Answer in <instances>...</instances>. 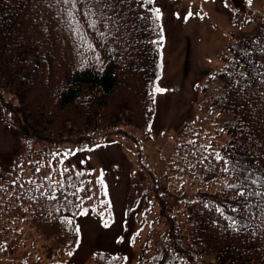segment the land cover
<instances>
[{
	"label": "trees",
	"instance_id": "obj_1",
	"mask_svg": "<svg viewBox=\"0 0 264 264\" xmlns=\"http://www.w3.org/2000/svg\"><path fill=\"white\" fill-rule=\"evenodd\" d=\"M89 6L95 15H82ZM66 7L0 0V112L19 136L12 162L0 161V255L22 251L26 264L64 260L83 207L101 214L110 202L66 155L99 132L148 133L155 115L162 32L152 3L78 0L79 25ZM249 11L198 83L203 122L178 130L149 186L139 264H264V12ZM93 264L128 262L99 251Z\"/></svg>",
	"mask_w": 264,
	"mask_h": 264
},
{
	"label": "rangeland",
	"instance_id": "obj_2",
	"mask_svg": "<svg viewBox=\"0 0 264 264\" xmlns=\"http://www.w3.org/2000/svg\"><path fill=\"white\" fill-rule=\"evenodd\" d=\"M156 2L166 30L165 51L168 70L165 85L168 88L165 96L162 97L163 93L159 96L154 135L151 137L139 135L140 138L136 142L128 139L125 146L134 150L137 143L142 152L149 156L148 162L152 169L163 172L164 164L158 149H166L165 140L168 132L178 129L185 118L192 115L196 79L216 66L219 52L227 46L226 37L231 28L229 6L234 3L236 7L242 8L246 0H156ZM252 3L256 9L264 10V0H253ZM116 142L113 141L109 145V141L108 143L104 141L100 148L66 155L65 161L74 155L72 165L75 167L92 163L93 166L89 168L103 177L109 185L115 212L113 224L106 228H101L99 221L89 215V212L82 216L79 220L82 239L71 259L73 264H82L95 250L127 252L132 257L137 254L133 243L137 220L132 215L128 216L124 208L130 196L143 197L142 183L148 182V179L144 171L138 170L132 156L121 143ZM16 147V134L0 119L2 161L8 162ZM86 209L88 208L85 207L83 213ZM124 225L128 226L127 230H124ZM119 235H123V238L118 240ZM0 264L12 262L0 260Z\"/></svg>",
	"mask_w": 264,
	"mask_h": 264
},
{
	"label": "snow or ice",
	"instance_id": "obj_3",
	"mask_svg": "<svg viewBox=\"0 0 264 264\" xmlns=\"http://www.w3.org/2000/svg\"><path fill=\"white\" fill-rule=\"evenodd\" d=\"M79 2L87 4L88 3V0H79ZM95 2L98 4V3H100V0H95ZM146 2L149 3V4H151L152 3V0H146ZM250 2H251V0H249V3ZM57 3H61V4L65 5V6H67L66 9H64L63 11L66 13V15L69 17V19L71 21H74L77 25H79V21L76 20V15H75L76 14V11H77V3H78V0H57ZM155 14H156V16L158 18L159 17V10L158 9L156 10V13ZM82 15H84V16H90V15H95V13H93L91 11V7L89 6L87 8V10L83 11ZM95 26H96V22L95 21H90L89 22V27L95 28ZM81 38L83 39V36ZM156 91L157 92H160L162 90L159 89V88H157ZM217 158L218 159H222V157H219V155L217 156ZM225 163H227V161H225ZM221 171H227V169L226 168H223V169H221ZM77 175H81V174L80 173H77ZM256 182H257L256 180H253L252 181V183H254V184ZM100 183L102 184L103 181L101 180ZM230 187H238V186L230 185ZM49 195L51 196L52 199H55V196L54 195H52L51 193H49ZM239 195L243 196L244 193L243 192H240ZM81 214L82 215H86V212L81 213ZM66 222L68 224H71L72 223L71 220H68ZM107 226H108L107 223H105V227H107ZM79 231H80V229L77 227L76 228V232L79 233ZM68 255L71 256L72 253L69 252Z\"/></svg>",
	"mask_w": 264,
	"mask_h": 264
}]
</instances>
